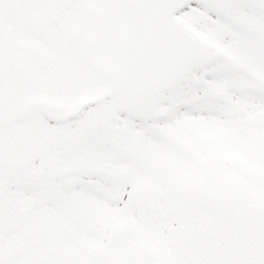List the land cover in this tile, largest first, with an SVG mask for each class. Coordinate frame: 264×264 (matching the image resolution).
Segmentation results:
<instances>
[{
	"label": "snow or ice",
	"instance_id": "1",
	"mask_svg": "<svg viewBox=\"0 0 264 264\" xmlns=\"http://www.w3.org/2000/svg\"><path fill=\"white\" fill-rule=\"evenodd\" d=\"M0 264H264V0H0Z\"/></svg>",
	"mask_w": 264,
	"mask_h": 264
}]
</instances>
